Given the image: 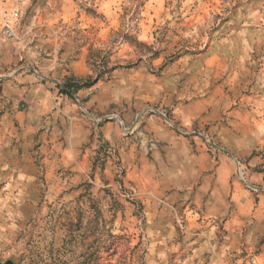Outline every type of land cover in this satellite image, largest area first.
Here are the masks:
<instances>
[{
  "label": "rangeland",
  "instance_id": "1",
  "mask_svg": "<svg viewBox=\"0 0 264 264\" xmlns=\"http://www.w3.org/2000/svg\"><path fill=\"white\" fill-rule=\"evenodd\" d=\"M58 2L65 19L73 11L71 5H78V0ZM136 5L133 16L140 18V35L125 32L123 39L128 47L152 50L157 66L168 73L170 87L193 93L184 100L185 106L198 108L202 117L211 116L225 131L235 132L232 125L244 118V130L264 131V0H136ZM39 8L40 0H27L23 18L16 13L20 24L31 22ZM81 12V23L98 19L95 9H81L77 18ZM47 19V14L39 16L41 32L49 31L44 23ZM9 20L16 23L11 17ZM51 40L54 43L41 48L37 37L28 47L41 60H49L43 49L50 51L60 43L55 36ZM64 51L61 44L60 54ZM7 55V49H0V237L11 236L13 225L19 229L23 224L31 230L34 222L39 225L48 217L76 224L86 211L97 228L103 225L107 242L95 251L81 252L82 264H222V258L229 264H264V235L260 234L264 232L260 227L264 225V199L256 191L264 188V145L255 137L249 133L247 140L254 145L250 146L243 142L244 131L237 134L241 141L237 151L242 156L237 175L242 181L225 170L226 198L223 193L219 199L213 195L219 185H209L204 192L197 191L204 187L198 185L186 199L181 191L167 204L164 196L157 203L129 195L137 184L130 166L116 160L120 168L110 171V154L103 147L91 157L82 151L74 162L68 154L51 153L46 138L38 140V132L28 131V105L19 99V90L32 86L25 77L33 72L25 70L27 57L13 56V63L5 64L2 61ZM50 68L55 70L54 65ZM9 69H14L11 75ZM212 126L206 125L205 130ZM190 143L195 144L196 139ZM204 148L211 151L207 145ZM85 171L88 179H83ZM174 191L165 195L172 197ZM85 197L88 202L82 207ZM65 201L73 207L68 208ZM250 229L256 236L251 247L246 243ZM233 242L236 247L230 248ZM6 243L0 238V248H4L0 264H18L23 254L12 252L10 243L4 247Z\"/></svg>",
  "mask_w": 264,
  "mask_h": 264
},
{
  "label": "clouds",
  "instance_id": "2",
  "mask_svg": "<svg viewBox=\"0 0 264 264\" xmlns=\"http://www.w3.org/2000/svg\"><path fill=\"white\" fill-rule=\"evenodd\" d=\"M25 3L27 0L23 3L0 0V15L9 28L7 32L0 28V49L8 52L2 62L11 64L13 56L27 57L25 70L33 74L25 80L32 86L19 90V99L28 105V131L38 132V140L46 138L51 153L68 154L78 162L82 151L91 157L96 149L103 147L110 154L111 164L123 160L130 166L137 184L129 195L134 193L136 197L157 203L164 196L163 202L167 204L168 199L177 197L181 191L186 199L198 185L204 186L197 188L198 192L207 191L209 185H219L213 195L219 199L223 193L226 198L225 170L230 171L236 181H242L237 175L242 168V156L237 151L241 141L237 134L244 131L243 142L250 146L254 145L247 140L249 133L264 145L261 140L264 131L244 130L247 118L232 125L235 132L225 131L211 116L202 117L198 108L185 106L184 100L190 99L193 93L187 89L177 92L170 87L168 73L157 66L159 61H154L152 50L135 45L128 47L123 39L125 32L140 35V18L133 16L136 0H78L79 6L71 5L73 11L66 19L58 11V0H40L36 17L21 25L16 13L19 11L23 18ZM65 7H68L67 2ZM88 8L95 9L98 19L81 23L83 12L79 18L76 12ZM41 14L48 15L44 22L48 25L47 33L40 31ZM9 17L16 23H11ZM59 20L64 22L58 23ZM93 24L95 27H89ZM97 30L104 34L103 38ZM45 35L49 39H44ZM52 36L60 43L50 51L43 49L51 59L41 60L28 46L39 37L43 48L45 43H54ZM61 44L65 46L62 54ZM84 49L88 50L87 54ZM137 57L142 59L137 60ZM13 71L9 69L8 75ZM38 72L43 75L37 76ZM199 94L200 91L196 93ZM208 124L213 126L206 131ZM193 139H196L195 144L190 143ZM204 145L211 151L205 150ZM111 164L110 171L120 168L118 164L112 168ZM83 179H88L86 171ZM245 187L250 185L245 184ZM172 190H175L172 197L165 195ZM256 191L264 199V188ZM87 202L85 197L82 207ZM67 207L73 205L67 204ZM233 231L239 233L238 228ZM0 238L12 244V252L23 254L18 264H82L80 253L95 251L102 242L106 243L107 231L102 224L97 228L93 216L83 211L76 224L66 225L48 217L39 225L34 222L31 230L23 224L19 229L13 225L12 235ZM255 238V230L250 229L246 238L249 247ZM90 241L96 244L90 246ZM229 247L235 248L236 242ZM222 264L229 261L222 258Z\"/></svg>",
  "mask_w": 264,
  "mask_h": 264
},
{
  "label": "built area",
  "instance_id": "3",
  "mask_svg": "<svg viewBox=\"0 0 264 264\" xmlns=\"http://www.w3.org/2000/svg\"><path fill=\"white\" fill-rule=\"evenodd\" d=\"M10 21V20H9ZM0 26L4 31H9L8 25L4 23V17L0 16Z\"/></svg>",
  "mask_w": 264,
  "mask_h": 264
}]
</instances>
